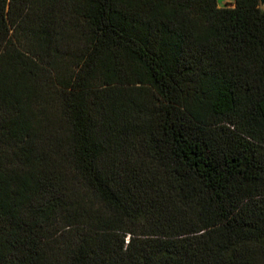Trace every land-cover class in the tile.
Returning a JSON list of instances; mask_svg holds the SVG:
<instances>
[{"label":"trees","instance_id":"1","mask_svg":"<svg viewBox=\"0 0 264 264\" xmlns=\"http://www.w3.org/2000/svg\"><path fill=\"white\" fill-rule=\"evenodd\" d=\"M0 264H264L260 0H0Z\"/></svg>","mask_w":264,"mask_h":264},{"label":"rangeland","instance_id":"2","mask_svg":"<svg viewBox=\"0 0 264 264\" xmlns=\"http://www.w3.org/2000/svg\"><path fill=\"white\" fill-rule=\"evenodd\" d=\"M235 0H218V4L220 7H225V6H231V4L234 3Z\"/></svg>","mask_w":264,"mask_h":264},{"label":"water","instance_id":"3","mask_svg":"<svg viewBox=\"0 0 264 264\" xmlns=\"http://www.w3.org/2000/svg\"><path fill=\"white\" fill-rule=\"evenodd\" d=\"M261 8L264 10V0H260Z\"/></svg>","mask_w":264,"mask_h":264}]
</instances>
